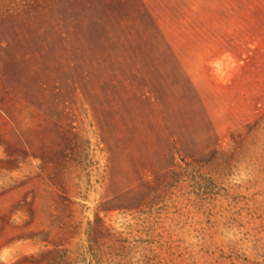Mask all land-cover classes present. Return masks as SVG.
<instances>
[{
    "label": "rangeland",
    "instance_id": "374dc122",
    "mask_svg": "<svg viewBox=\"0 0 264 264\" xmlns=\"http://www.w3.org/2000/svg\"><path fill=\"white\" fill-rule=\"evenodd\" d=\"M0 264H264V0H0Z\"/></svg>",
    "mask_w": 264,
    "mask_h": 264
}]
</instances>
